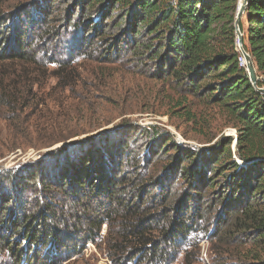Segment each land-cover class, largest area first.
Returning <instances> with one entry per match:
<instances>
[{
	"label": "trees",
	"instance_id": "16d2710c",
	"mask_svg": "<svg viewBox=\"0 0 264 264\" xmlns=\"http://www.w3.org/2000/svg\"><path fill=\"white\" fill-rule=\"evenodd\" d=\"M73 2L80 12L76 22L68 23L67 36L73 39L68 44L64 41V48L57 47L63 35L58 27L47 25L30 34L21 29L17 14L0 11V110L5 109V117L22 123L36 117L48 102L46 90L73 92L84 85L79 69L89 75L97 65L154 69V78L184 94L173 99L171 107L179 110L180 118L198 121L194 103L186 100L191 95L208 106H218L219 114L237 133L236 152L231 149V137L205 150L171 143L177 155L165 150L170 160L159 165L161 170L170 178L179 176L184 190L188 187L182 201L186 206L199 204L200 195L192 192L201 185L219 188L216 195L220 197L209 200L207 207L213 208L218 200L221 231L217 226L215 237L222 244L220 254L246 264H264V95L254 88L239 61L242 54L234 26L239 0ZM31 7L41 16L46 14L41 3ZM30 18L31 22H25L29 29L35 16ZM244 18L239 22L243 48L264 79V0H249ZM86 63L96 65L91 70ZM257 86L264 88V82ZM113 134L85 138L58 150L53 158L62 165L56 173L53 164L43 165L42 160L28 169L3 171L1 181L11 191L0 193V251L8 252L14 264H62L94 243L104 224L111 228L106 252L114 264H173L184 245L193 246L188 239L203 232L202 210L197 206L186 220L188 206L179 217L168 209L151 211V204L134 209L137 204L131 205L125 197L144 202L151 195L154 208L163 200L149 188L155 189L163 180L148 172L150 167L142 165L143 160L128 154L130 145L113 143ZM76 136L72 133L67 138ZM153 141L151 146L157 144L160 152L171 138L156 133ZM68 156H76L75 161ZM182 159L187 167L181 168ZM127 180L131 181L126 185ZM34 193L49 199L60 196L81 206L78 212H66L50 209L46 201L47 213L31 212L22 197ZM101 199L107 204H99ZM75 219L84 226L80 242L62 232L77 229Z\"/></svg>",
	"mask_w": 264,
	"mask_h": 264
},
{
	"label": "rangeland",
	"instance_id": "374dc122",
	"mask_svg": "<svg viewBox=\"0 0 264 264\" xmlns=\"http://www.w3.org/2000/svg\"><path fill=\"white\" fill-rule=\"evenodd\" d=\"M73 1L0 0V11L4 10L6 13L13 12L17 14L20 18L19 21H21L19 23L22 25L21 29L30 34L37 33L39 29L47 25L58 27L63 35L57 40V42L59 41L57 47L64 48L62 43L65 41L68 44L73 39L72 36H67V31H70L68 23L76 22L78 20L77 13L80 12V8L77 7L76 9ZM40 3L41 7L46 8V14L42 16L36 9L31 7ZM239 3L240 0L238 7ZM70 9L72 10L69 11ZM74 12L76 15L72 18L70 15ZM91 13L90 10H87V14ZM34 16L33 28L29 29L25 22L30 21V17ZM241 19L245 20L244 15ZM59 52L62 53V49ZM127 58L129 57L126 56L124 60H127ZM80 63L84 64L85 62L80 61ZM94 65L96 64L88 65V67L92 70ZM96 67L98 68L96 69ZM96 67L93 70L95 73L92 72L94 76H92L93 74L89 75L87 70L84 72L79 69L86 81L83 82L84 85L79 86L73 92L64 91L60 93L59 90H46L45 93L49 94L47 96L48 102L36 117L33 115L26 123H22V120L19 122L9 120L5 117V109L0 110V193H3V190L11 191V188L1 181L3 171L28 169V167L30 168L33 164L42 160L44 161L43 165L53 164L52 171L56 173L58 166L62 165L53 158L58 150L85 138H99L104 133H114L112 135L114 137L113 143L120 141L130 145L131 150L128 154L131 153V157L143 160L142 165L150 167L148 172H155L159 178H162V184L156 185L155 189L149 188L150 191H153L155 195H159L163 201L168 198L165 202L155 204L153 208L151 195L145 198L144 202L141 199L131 198L130 195L126 196L125 199L129 200L131 205L137 204L134 209H143L141 205L147 207L151 204V211L168 209L170 215H178L177 217H179L180 213L185 212V208L188 206L186 220L190 218L193 210L197 211V206L202 210L203 218L201 220H203V226L201 230L203 232L189 237V245L193 246L184 245L183 250L177 254V259L173 264H190V261L192 264H246L245 261L239 262L228 255L226 256V254H220L219 247L221 248L220 245L222 244L215 237L218 230V221L222 217L219 215L218 200H215L217 204L215 203L213 208L207 207L210 204L209 200L220 197L221 194L216 195L219 188L213 189V186L201 185L202 187L200 186L198 191L192 192L200 195L199 204L195 205L190 202L186 206L187 202L185 204L182 201L188 187L184 190V187L181 186L183 182H181L179 176L170 178L164 175L165 172L159 166L170 160L166 158L168 156H165V150H169L167 153L176 157L177 154L171 143L190 150H205L213 147L221 140L231 137L233 142L231 149L236 152V146L234 145V138L237 139L236 130L232 128L225 116L219 114L218 106H208L191 95L186 96L188 102L194 103L193 110L196 111L198 116L197 123L189 122L176 114L179 110L174 111L171 108L173 99L177 100L184 94L176 91L169 83H163L164 80L154 78V69L142 67L138 70L135 66L131 67L127 64L124 68L115 65L117 67L115 69L109 68L111 67L109 65H97ZM50 83L54 85L55 81L51 80ZM86 83L87 86H85ZM93 86H96V88H92ZM86 90H88V93ZM132 125L134 131L126 132ZM72 133H76L78 136L67 138ZM156 133L171 138V141L168 142L169 146L160 152L157 150V144L151 146L152 143H155L153 136ZM61 138H65V140L58 141ZM72 157L69 158L68 156L67 159L73 162L76 156L73 159ZM45 159L50 162H46ZM180 164L181 168L187 167V163L183 159L180 160ZM131 178L133 177L130 174L129 179ZM129 181L131 180H127L125 184L127 185ZM125 193H129V189H125ZM156 199L157 196L154 197L153 201L155 202ZM22 200L23 203L25 201L24 206H28V211L43 210L44 214L47 213L49 205L52 206L50 209H59L66 212L79 211L81 206L73 200L67 201L60 196L49 199L35 193L32 195L24 194ZM150 200L151 202L148 203ZM176 200H179L177 204L174 202ZM23 203L21 206H23ZM100 203L105 204L106 200L101 199ZM18 213L22 215L24 208ZM79 221L82 222V219H79ZM74 223L77 224V229L65 228L62 232L69 235L76 242L83 241L80 233L84 226L78 224L77 219ZM73 226L71 225V228ZM218 228L220 227L218 226ZM110 231L109 224H104L94 243L87 244L82 254L62 264H114L107 257L108 253L106 252V238L109 234L112 235ZM184 251L188 253L187 257ZM0 264H14L8 252L0 251Z\"/></svg>",
	"mask_w": 264,
	"mask_h": 264
},
{
	"label": "water",
	"instance_id": "95a60500",
	"mask_svg": "<svg viewBox=\"0 0 264 264\" xmlns=\"http://www.w3.org/2000/svg\"><path fill=\"white\" fill-rule=\"evenodd\" d=\"M249 7V0H240L239 3V7L237 9V14H236V21H235V33L238 36V41H239V46L241 48V50L243 51V53L245 54V59H246V71L249 75V80L252 83V85L254 86L255 89H257V91L264 95V88H258L257 84L259 81L264 82V79L260 78L255 66V63L253 61V58L245 52L244 48H243V43H242V38H243V34L240 31L239 28V22L241 20V18L243 17L246 9ZM236 146V144H235Z\"/></svg>",
	"mask_w": 264,
	"mask_h": 264
},
{
	"label": "bare ground",
	"instance_id": "6f19581e",
	"mask_svg": "<svg viewBox=\"0 0 264 264\" xmlns=\"http://www.w3.org/2000/svg\"><path fill=\"white\" fill-rule=\"evenodd\" d=\"M236 37H237V46H238V49H240L239 51L241 52V54H242V50H241V48H240V46H239V41H238V36H237V34H236ZM240 64H241V66L244 64V57L243 56H241L240 57ZM246 67V66H245ZM234 142H235V138H234Z\"/></svg>",
	"mask_w": 264,
	"mask_h": 264
},
{
	"label": "built area",
	"instance_id": "2783aa9c",
	"mask_svg": "<svg viewBox=\"0 0 264 264\" xmlns=\"http://www.w3.org/2000/svg\"><path fill=\"white\" fill-rule=\"evenodd\" d=\"M242 56L244 57V64L242 66H246V59H245V54L242 51Z\"/></svg>",
	"mask_w": 264,
	"mask_h": 264
}]
</instances>
